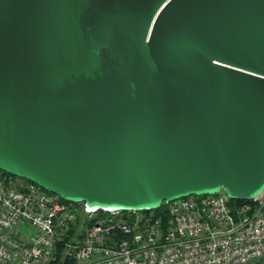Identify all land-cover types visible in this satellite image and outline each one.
I'll use <instances>...</instances> for the list:
<instances>
[{
	"label": "water",
	"instance_id": "1",
	"mask_svg": "<svg viewBox=\"0 0 264 264\" xmlns=\"http://www.w3.org/2000/svg\"><path fill=\"white\" fill-rule=\"evenodd\" d=\"M0 170L85 212L264 188V0H0Z\"/></svg>",
	"mask_w": 264,
	"mask_h": 264
},
{
	"label": "built area",
	"instance_id": "2",
	"mask_svg": "<svg viewBox=\"0 0 264 264\" xmlns=\"http://www.w3.org/2000/svg\"><path fill=\"white\" fill-rule=\"evenodd\" d=\"M59 242L73 264H264V188L176 198L157 215L85 212L0 171V264H48Z\"/></svg>",
	"mask_w": 264,
	"mask_h": 264
},
{
	"label": "trees",
	"instance_id": "3",
	"mask_svg": "<svg viewBox=\"0 0 264 264\" xmlns=\"http://www.w3.org/2000/svg\"><path fill=\"white\" fill-rule=\"evenodd\" d=\"M1 171V170H0ZM4 174H7V175H9V176H11L12 178H14V177H16V176H14V175H12V174H9V173H7V172H4V171H2ZM20 178V177H19ZM21 179H23V178H21ZM23 180H25V181H28V182H31V181H29V180H26V179H23ZM34 183V182H33ZM35 184V183H34ZM43 189V188H42ZM44 190V189H43ZM46 191V190H45ZM48 192V191H47ZM51 193V192H50ZM190 196H194V195H190ZM199 196H202V195H199ZM183 197H187V196H183ZM60 198V197H59ZM61 199V198H60ZM62 201H66V200H63V199H61ZM230 200H237V201H239V200H243V199H231L230 198ZM82 204V203H81ZM165 205H166V203H162L158 208H155V209H150V210H139V211H142V212H149V211H151V212H153V214H155V215H157V214H162L163 213V211H164V209H165ZM74 262H73V258L71 257V255L68 253V252H66L65 250H64V245L61 243V242H59V243H57L56 244V252H55V257H54V259L53 260H51L48 264H73Z\"/></svg>",
	"mask_w": 264,
	"mask_h": 264
},
{
	"label": "rangeland",
	"instance_id": "4",
	"mask_svg": "<svg viewBox=\"0 0 264 264\" xmlns=\"http://www.w3.org/2000/svg\"><path fill=\"white\" fill-rule=\"evenodd\" d=\"M14 178H19V177H14Z\"/></svg>",
	"mask_w": 264,
	"mask_h": 264
}]
</instances>
